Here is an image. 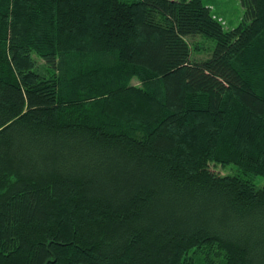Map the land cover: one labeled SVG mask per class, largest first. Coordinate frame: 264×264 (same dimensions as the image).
I'll return each instance as SVG.
<instances>
[{"label":"trees","instance_id":"1","mask_svg":"<svg viewBox=\"0 0 264 264\" xmlns=\"http://www.w3.org/2000/svg\"><path fill=\"white\" fill-rule=\"evenodd\" d=\"M241 3L226 29L204 0H0V264H264V0Z\"/></svg>","mask_w":264,"mask_h":264},{"label":"rangeland","instance_id":"2","mask_svg":"<svg viewBox=\"0 0 264 264\" xmlns=\"http://www.w3.org/2000/svg\"><path fill=\"white\" fill-rule=\"evenodd\" d=\"M204 2L211 8L213 14L222 20L226 29L236 28L244 19L245 8L243 7L241 0H204ZM188 39L192 44L203 43L206 41L208 45H211V49L215 46V42L213 40L204 39L202 36L189 37ZM195 56L199 58L206 56V54L195 52ZM42 63V60H40L39 64L41 66L43 65ZM132 83L139 84L136 78L133 79ZM211 167L214 171H217L222 175H240L241 173L233 164L227 166L222 164H211ZM254 181L258 185H262L264 183V179L262 177H257Z\"/></svg>","mask_w":264,"mask_h":264}]
</instances>
